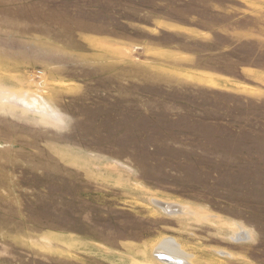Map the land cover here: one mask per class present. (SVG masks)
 <instances>
[{
  "label": "rangeland",
  "instance_id": "374dc122",
  "mask_svg": "<svg viewBox=\"0 0 264 264\" xmlns=\"http://www.w3.org/2000/svg\"><path fill=\"white\" fill-rule=\"evenodd\" d=\"M164 241L264 264V0H0V264Z\"/></svg>",
  "mask_w": 264,
  "mask_h": 264
},
{
  "label": "bare ground",
  "instance_id": "6f19581e",
  "mask_svg": "<svg viewBox=\"0 0 264 264\" xmlns=\"http://www.w3.org/2000/svg\"><path fill=\"white\" fill-rule=\"evenodd\" d=\"M173 204V203H172ZM177 205V204H176ZM178 206V205H177ZM180 209H178V210H174V212H177V211H180V210H182V212H187V211H189V209H188V206H187V208L185 207H183L182 205H180V207H179ZM181 212V211H180ZM166 242H169V241H164V242H162V244H165ZM161 244V245H162ZM158 247V246H157ZM161 247V246H160ZM176 248V247H175ZM156 249V248H155ZM158 249H159V247H158ZM178 250H180V249H178ZM182 252V251H181ZM180 252V253H181ZM162 253H164V254H166V256L167 255H169V254H171V256H167L168 258L167 259H165V258H159V261H160V264H190L188 261L186 262V260H184V259H182V260H184L185 261V263H179L176 259H175V263H174V255L176 256V255H179L178 254V251H177V249L175 250V249H173V248H171V246L170 245H168V243L167 244H165V246H164V249H163V252ZM168 253V254H167ZM163 254V255H164ZM183 256H184V258L185 259H188V257L186 256V255H184L183 254ZM180 257V256H179Z\"/></svg>",
  "mask_w": 264,
  "mask_h": 264
},
{
  "label": "water",
  "instance_id": "95a60500",
  "mask_svg": "<svg viewBox=\"0 0 264 264\" xmlns=\"http://www.w3.org/2000/svg\"><path fill=\"white\" fill-rule=\"evenodd\" d=\"M155 204L160 206L164 211L166 212H171V211H174V210H178L180 209L179 207L180 206H177L176 204H169V203H162V202H156L155 201Z\"/></svg>",
  "mask_w": 264,
  "mask_h": 264
},
{
  "label": "crops",
  "instance_id": "0c3cea01",
  "mask_svg": "<svg viewBox=\"0 0 264 264\" xmlns=\"http://www.w3.org/2000/svg\"><path fill=\"white\" fill-rule=\"evenodd\" d=\"M19 107V106H18ZM21 107H23V106H21ZM46 107L47 108H49V114H46V115H49V118H56V116H57V112L56 111H54L53 109H51L50 108V106H47L46 105ZM24 108V107H23ZM25 109H27V108H25ZM27 110H29V111H32L33 112V114H41L42 112L41 111H38V110H31V109H27ZM42 114H44V113H42Z\"/></svg>",
  "mask_w": 264,
  "mask_h": 264
}]
</instances>
